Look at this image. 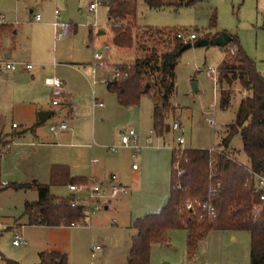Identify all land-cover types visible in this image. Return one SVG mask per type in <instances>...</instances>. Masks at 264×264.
<instances>
[{
	"label": "rangeland",
	"instance_id": "1",
	"mask_svg": "<svg viewBox=\"0 0 264 264\" xmlns=\"http://www.w3.org/2000/svg\"><path fill=\"white\" fill-rule=\"evenodd\" d=\"M93 2L97 0H0V14L13 23L15 38L13 40L8 36L4 43L8 51L13 52V60L33 64L32 73L36 76L37 72H43L38 73L37 80L41 85L37 90L41 93L44 103H51L54 99L63 101V98L57 95V90L49 86L46 78L51 76L65 79L70 85L71 101L75 107L73 116L68 118L60 109L61 106L55 107L56 116L48 120L42 129L51 140L53 137L54 144L30 147L25 143L5 151L2 146L7 149L12 133H5L6 130H3L2 126L4 124L11 130L13 122H20L16 106L22 94H28L25 90H14L11 82L5 80V75H0L1 183L33 184L35 179L49 183V179H46L49 173L46 158L49 161L51 159L52 163L69 161L67 165H73L74 171L81 173L89 171L92 160L98 159L101 161L99 167L107 169L105 173L111 171L108 179L112 185L132 186L131 189L136 192L132 201L140 204L154 194L149 192L148 187L159 179L160 167H156L147 158L140 164L141 153L133 156L131 149L119 148L116 152H111L108 147L118 144L122 128H133L139 137V143H142L139 133H147L149 129H153V94H143L137 105L124 106L119 102L118 93L108 91L104 82L99 81L93 87L92 72L98 63L94 52L96 48L106 44H109L110 49L102 64L111 68H117L118 65L129 66L136 58L144 57L145 53L138 50L137 44L131 48L113 46L108 7L101 3L97 10L92 12L89 6ZM56 9L61 11L60 21L76 26L77 32L65 35L60 31L58 38L66 37H61V40L54 43L57 35L54 34L53 37L49 22L54 21ZM36 14H41L42 21H34ZM263 19L264 0H198L193 5L160 8H150L145 0H138V26L176 30L189 38L191 34L196 35L195 39L188 38L186 43L191 42L192 47L182 50L178 60L175 90L170 98L175 113L166 118L168 125L176 120L184 127L185 147L216 146L219 141L218 131L225 124L235 121L240 93L247 96L239 82H235L230 91L229 85L224 84V88L231 92L233 97L228 109L220 108V98L216 97L215 87L220 88L217 84L218 66L224 59L225 48L221 44L211 42L222 41L224 35L237 36L247 55L256 63L257 70L264 76ZM99 30L105 31V34L98 35ZM174 43L175 40L170 39L169 43L158 49L165 52L170 46L173 47ZM147 45L151 46L152 43ZM54 57L59 61L57 66H54ZM102 77L99 74L97 76L99 80ZM194 81L198 84V92L192 90ZM97 101L102 102L103 106L96 107ZM62 119L67 121L76 136L70 138L67 134L57 133L55 137L50 132V126ZM214 121L216 127L211 124ZM178 135L179 133L169 130L163 135L162 141L154 135L151 145L162 146V142H165L171 147H176ZM26 137L25 142H29L28 136ZM231 146L235 149L237 162L248 165L241 137L235 136ZM138 163L140 166H136ZM112 174L118 175L115 182L111 180ZM104 177L101 175L100 180L104 185L109 184ZM50 189L51 193L59 198H66L71 194L67 186H51ZM76 195L79 198L87 197L86 192H77ZM38 197V189L35 186L18 189L9 187L4 190H1L0 186V261L6 263V259L14 264H38L41 252L56 250L68 255L70 264H96V258L91 256V248L101 245L103 250L99 256L102 260L100 264H125L133 233V230L128 228L131 224L128 195L120 194L113 200L109 209L94 212L87 225L60 228L29 224L28 217L24 214L25 204L37 201ZM18 233L22 234L26 241L21 246L13 245ZM233 235L236 239H232ZM169 237V246L152 247L153 264H211L207 252L208 239L202 240L195 256L190 257L185 230L173 229L169 232ZM249 252L250 234L247 231L234 232L229 238L227 233L221 264H250Z\"/></svg>",
	"mask_w": 264,
	"mask_h": 264
},
{
	"label": "trees",
	"instance_id": "2",
	"mask_svg": "<svg viewBox=\"0 0 264 264\" xmlns=\"http://www.w3.org/2000/svg\"><path fill=\"white\" fill-rule=\"evenodd\" d=\"M197 1L145 0V3L150 8H160L193 5ZM103 3L108 7L113 46L131 48L137 44L138 50L145 53L144 57L136 58L129 66L118 65L117 68L127 72L128 76L108 82L109 91L118 93L119 102L124 106L137 105L143 94L151 92L155 134L162 136L169 130L173 131L166 118L175 113V107L170 104L175 90V70L183 47L191 42L186 43L176 30L138 26V0H105ZM262 27L264 29V19ZM76 32L74 25L63 28L65 35ZM230 36V41H221L225 56L218 66L219 105L222 109L231 105L232 93L224 88V84L229 85L230 91L233 84L239 82L247 96L239 102L235 121L218 131L216 151L186 148L179 153L173 149L169 199L160 211L148 213L131 223L136 233L132 237L127 264H151L152 247L169 246V232L173 229L187 232L190 257L195 256L199 243L213 230L247 231L250 234V264H264V202L260 200L264 190L257 186L254 175L264 173V76L243 49L239 38ZM170 39L175 40L173 47L160 52L158 47H163ZM235 136L241 137L248 159L246 166L235 158V149L231 147ZM177 162L182 171L179 176L174 169ZM1 176L0 161L1 190L37 187L38 200L27 202L24 209L30 225L72 227V223L87 222L83 207L71 204L76 195L59 198L51 193V186L87 183L83 178L72 177L69 167L52 166L47 184L8 182L3 185ZM187 199L196 200L201 205L196 204L194 210H188L185 208ZM208 206L213 208L215 216L208 215ZM200 215H204V219L200 220ZM38 264L69 263L66 254L51 250L40 253Z\"/></svg>",
	"mask_w": 264,
	"mask_h": 264
},
{
	"label": "crops",
	"instance_id": "3",
	"mask_svg": "<svg viewBox=\"0 0 264 264\" xmlns=\"http://www.w3.org/2000/svg\"><path fill=\"white\" fill-rule=\"evenodd\" d=\"M56 10H59V14L56 15L54 12V21H50L51 23L49 22V26L52 28L53 37L57 31V29L54 27V22L58 21L61 23V27L58 28L59 32L60 31L63 32L64 26L67 25L64 22L60 21V15H61L60 9H56ZM36 15H34V21H36V22L42 21V16H41V20L37 21L35 19ZM1 18L3 19V21L2 22L0 21V75L1 74L5 75V80L8 82H11L14 90L16 88H18V90H23V91L25 90V92L28 94V95L22 94V98L19 99V103L16 106V111H17V115H18L17 117L20 119V122H13L11 130L7 129L4 126V124L2 126L3 130L4 129L6 130L5 133H10V134L12 133V135L9 138L10 139L9 143L7 144L8 145L7 149H5L4 146H2L3 150L9 151V150H12L17 145H22V144L24 145L25 143H27L28 146H30V147L47 146L48 144L53 143L52 142L53 137L51 140L50 137L47 135V133H45L42 129L44 128V126L48 122V120H50L52 117L56 116L55 107L61 106L60 109L65 112L66 118L71 117L74 114L75 107L73 106V103L71 101L72 93L70 91V85L68 84V82L65 79L64 80L61 79V81L64 83V86H63L62 90H57V95L62 97L63 101H61V102L59 101L60 103L58 105H54L52 103L53 100L51 101V103H44L42 101L41 93H39L37 90V87L41 85V82L37 80V78L39 77L38 73H43V72H37V76H36V74L32 73L33 69L31 71H26V70L21 69V68L18 70H4L3 66H2L3 61H5V60L13 61V62H19V61L13 60V52L8 51V47H6L4 45L5 40L8 36H10L13 40L15 38V36L13 37V34H14L13 33L14 32L13 23H12V21H7L5 16L0 14V19ZM61 37H66V36H60V38H58V36H57V40H55L54 43H57L59 40H61L62 39ZM110 59H112L111 56H110ZM54 61L56 64L54 66H57L59 64V61H57V59H55V57H54ZM85 64L86 63H83V65H85ZM97 65H98V63L96 64V66ZM112 65H117V64H112ZM76 67H78V66H76ZM94 69H95V67H94ZM94 69L92 72L93 73L92 74L93 75V80H92L93 87H95V85H97V83L99 81H101L107 85V89H108L107 80H108L110 75L108 73H105L102 70L95 72ZM76 70L79 71L78 68ZM98 74L103 76L102 79L99 80L97 78ZM53 78H56V77L49 76L46 78L47 82L49 83V86H51V87H53L51 84V80ZM219 89L220 88H218V86H217V88L215 87L216 97L218 96L220 98L221 94H220ZM242 90L244 92H246L244 89H242ZM108 91H109V89H108ZM232 97H233V94H232ZM245 97L246 96H244V93H242V94L240 93V101H241V99H244ZM95 100H98V99H95ZM99 104H102V105H99ZM215 104H216V102H215ZM215 104H214V106H215ZM95 106L96 107H102L103 103L97 101L95 103ZM228 108H225V109L221 108V109L226 110ZM40 111H52L53 114L51 115V117L47 121L41 122L39 120V117H38V113ZM62 120H64V119H62ZM62 120H60V121H62ZM59 122H57V123H59ZM14 124H16L17 126L14 127L13 126ZM211 124H212V126L216 127L215 121L211 122ZM228 124H230V123H227L224 126H226ZM68 127H69L68 129L58 131L57 133H61V135L67 134L70 136V138L76 136L75 132L72 131L69 124H68ZM127 130H128V128H122L120 130V136H121L122 132H125ZM151 130H153V129H149V131L147 133L146 132H140L139 133L140 138H141L140 140L142 142V143H140L141 150L139 152L135 153L134 149L126 148V149H131L134 152L133 156H136L138 153H141V155L139 157L140 164L142 162L146 161V158H147V160H150L152 163H154L156 165V167L159 166L161 169V171H158V175H160L159 179L156 180L154 183H152L148 187L149 192H154V194H152L143 203L137 204L134 200L132 201L133 197H135L134 193H136V192H134L133 189H131V188H133L132 186H130L128 184H125V185L121 184L120 185V187H125L127 189V192L124 193L123 195L129 196L128 203L130 206L129 213L131 216V221H130L131 223L133 222V220L140 218V217H143L144 215H146L148 213L160 211L163 208V206L167 203L169 196H170V183H171V173H172V151H173L174 147H171L169 145V143H165V142L164 143L162 142V144H164L162 146L157 145V146L153 147L151 144L153 143L154 135H156V134L154 132V134L151 135L150 134ZM50 132H51V130H50ZM172 132L175 133L174 131H172ZM51 133L54 134V136L56 137L57 133H53V132H51ZM26 136H28V138L30 140L29 142H25V140L27 138ZM149 137H152V141H150V142L148 141ZM162 137H163V135L162 136H158V135L155 136L156 139H160V140L162 139ZM120 142L121 141L118 142L117 146H119L121 144ZM56 144L58 145L59 143H56ZM119 148H125V147H118L114 151H112L110 149L109 150L111 152H116ZM200 148H203V147H200ZM205 148H207V147H205ZM208 148H210V147H208ZM93 160H97V163H93ZM93 160L91 162L92 166H90L89 171H85L84 173H81L78 171H74L73 165H71V166L67 165V163H69V161H67V162L57 161V162L52 163L51 159L49 161L48 158H46V167L49 169L48 177H46V179L47 178L50 179V171H51L52 166L63 165V166L69 167L70 174L74 178H83V179L87 180V182H89L90 179L96 180V181L102 183V185L108 190L113 188V187H117V186H113L111 181H109L110 179H108V174L111 171H108V173H105V170H107V169L105 167H101V168L99 167L101 161H99L98 159H93ZM140 164L138 163L136 166H140ZM101 175L105 176L104 178L106 179V182L108 180L110 183L107 185H104V183L100 180ZM1 179H2V176H1ZM111 180L113 182L118 180V175L112 174ZM34 184H47V183H42L39 181V179H35V181L33 182L32 185H34ZM67 187L69 189V185H67ZM71 194H73V193L71 192ZM114 199H116V198L106 200L105 202H103L102 208H100L99 210L109 209V206L112 205ZM131 201H132V204H131ZM135 205H136V207H135ZM60 227H54V228H60ZM62 227H64V226H62ZM128 228L133 230V233L131 234L130 247L128 249L125 264H127V257H128V254H129V251L131 248L132 237L136 233V231L131 227V224L128 226ZM227 233H228V238H229V236L234 234V232H229V231L213 230L205 238V239H208V241H209L207 244V249H208L207 252H208V258H209L211 264H212V262H213V264H221L223 262V260L221 261V257H222L223 244H224V241L226 239ZM232 239H236V236L233 235ZM213 250H214V252H213ZM214 253L216 254V256ZM100 254H101V252H100ZM100 254L98 255V258L96 259V264H100L102 261L99 257ZM66 256H67V260H68V255H66ZM0 263L6 264L4 261H0ZM68 263H69V261H68ZM168 263L171 264L170 262H168ZM206 263H208V262H206ZM151 264H153L152 261H151Z\"/></svg>",
	"mask_w": 264,
	"mask_h": 264
},
{
	"label": "built area",
	"instance_id": "4",
	"mask_svg": "<svg viewBox=\"0 0 264 264\" xmlns=\"http://www.w3.org/2000/svg\"><path fill=\"white\" fill-rule=\"evenodd\" d=\"M105 0H97V2H93L90 4L89 9L92 12H95L98 8V6L103 3ZM55 14L58 15L59 14V10L55 11ZM57 17V16H56ZM35 19L37 21L41 20V15L37 14L35 16ZM0 21L2 22L3 19L1 18ZM54 27L57 29L56 31V35L58 36V28L61 27V23L56 21L54 22ZM179 37L183 38L185 40V42L189 39H195L196 35L195 34H191L190 38L188 36H185L183 34H179ZM189 38V39H188ZM110 46L109 44H106L104 46H102L101 48H96L95 52H94V58L96 61H98V65L95 67L94 71L98 72L99 70H103L105 73H108L110 76L107 80V82H112L115 80H120V79H125L128 76L127 72H124L123 70L119 69V68H111L107 65H103L102 62L107 59L108 55L107 52L109 51ZM3 69L4 70H18V69H24L26 71H31L33 69V64L27 62H13V61H8L5 60L2 63ZM51 84L52 86L56 89V90H62L64 83L58 79V78H53L51 80ZM52 103L54 105H58L60 102L57 99H54L52 101ZM102 105V104H99ZM14 127H16L17 125L14 124ZM68 124L67 121L62 120L57 124H53L50 126V130L53 133H57L58 131L61 130H66L68 129ZM172 130L175 133H179V135L176 138L177 141V146L174 147V150H176L177 152H182L184 151L187 147H185V139H184V127L182 126V124L178 121H174L172 123ZM150 134L153 135L154 131L151 130ZM120 145H114V146H110L109 149L114 151L116 150L118 147H125V148H132L134 149L135 153L139 152L141 150V145L139 143V138L136 134V131L132 128L128 129L125 132L121 133V137H120ZM148 141H152V137L148 138ZM211 152H214L217 150V147L215 145L211 146L210 148ZM93 163H97V160H93ZM174 169L175 172L177 173V175H181L182 171L179 168L178 162L174 164ZM251 171V170H250ZM252 172V171H251ZM257 180V186L261 189L264 190V174H254ZM69 190L76 195L77 192H86V198H82V197H77L72 201V206H82L83 207V213L86 215V221H88L90 219V217L92 216V214L96 211H98L100 208H102V204L103 202H105L106 200H110L113 198H116L119 194H124L127 192V189L125 187H113L111 189H106L102 183L96 181V180H90L87 183H83V184H78V185H69ZM260 200L264 202V192H262V194L260 195ZM201 205L200 203H198L196 200L192 201L190 199H187L185 202V208L188 210H194L195 209V205ZM209 207V206H208ZM208 215L210 217L215 216V211L213 210V208L209 207L208 209ZM200 220L204 219V215H200L199 216ZM79 225H87V222L84 223H72L71 226L72 227H76ZM26 241L23 239L22 234L18 233L16 234L14 240H13V245L15 246H21L23 244H25ZM103 250V247L101 245H95L91 248V256L93 258H98V255L100 254V252ZM208 264V263H206Z\"/></svg>",
	"mask_w": 264,
	"mask_h": 264
},
{
	"label": "water",
	"instance_id": "5",
	"mask_svg": "<svg viewBox=\"0 0 264 264\" xmlns=\"http://www.w3.org/2000/svg\"><path fill=\"white\" fill-rule=\"evenodd\" d=\"M104 33H105V31H103V30H99L98 35H103ZM231 39H232L231 36H229V35H224V38H223L222 41L227 42V41H230ZM214 43L221 44V41H212V42H211V44H214ZM205 44H207V42H205ZM190 47H192V44H191V43H188V44H186V45L183 47V50H184V49H188V48H190ZM192 90H193L194 92H197V91H198V84H197V82H195V81L192 82ZM52 114H53L52 111H40V112L38 113V117H39V120H40L41 122H45V121H47V120L51 117ZM165 264H169V263L167 262V263H165Z\"/></svg>",
	"mask_w": 264,
	"mask_h": 264
}]
</instances>
